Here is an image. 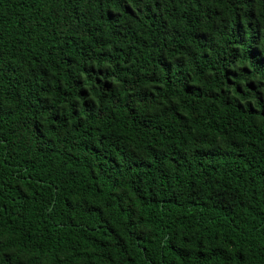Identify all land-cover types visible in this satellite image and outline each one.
Returning <instances> with one entry per match:
<instances>
[{"label": "trees", "instance_id": "16d2710c", "mask_svg": "<svg viewBox=\"0 0 264 264\" xmlns=\"http://www.w3.org/2000/svg\"><path fill=\"white\" fill-rule=\"evenodd\" d=\"M0 264H264V0H0Z\"/></svg>", "mask_w": 264, "mask_h": 264}]
</instances>
